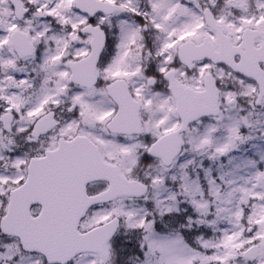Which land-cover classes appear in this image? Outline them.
<instances>
[{"label": "snow or ice", "instance_id": "1", "mask_svg": "<svg viewBox=\"0 0 264 264\" xmlns=\"http://www.w3.org/2000/svg\"><path fill=\"white\" fill-rule=\"evenodd\" d=\"M0 264H264V0H0Z\"/></svg>", "mask_w": 264, "mask_h": 264}]
</instances>
